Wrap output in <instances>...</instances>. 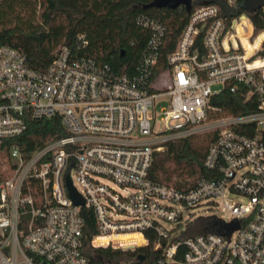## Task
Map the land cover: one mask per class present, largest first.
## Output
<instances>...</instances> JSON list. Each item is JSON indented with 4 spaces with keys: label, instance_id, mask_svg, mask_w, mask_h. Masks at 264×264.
<instances>
[{
    "label": "built area",
    "instance_id": "obj_1",
    "mask_svg": "<svg viewBox=\"0 0 264 264\" xmlns=\"http://www.w3.org/2000/svg\"><path fill=\"white\" fill-rule=\"evenodd\" d=\"M225 1L237 16L215 3L191 10L164 69L166 26L145 16L138 22L150 35L132 72L66 46L40 71L0 43V263L17 264L19 253L24 264H88L82 213L92 212L95 248L135 251L152 234L156 264H264V37L248 53L236 25L250 22L248 42L264 31L254 35L244 0ZM227 83L253 110L209 119V101ZM54 116L60 135L29 151L14 141L28 121ZM202 131L217 132L207 177L188 189L150 178L164 139ZM67 181L82 205L72 203ZM195 225L204 231L186 235Z\"/></svg>",
    "mask_w": 264,
    "mask_h": 264
},
{
    "label": "trees",
    "instance_id": "obj_2",
    "mask_svg": "<svg viewBox=\"0 0 264 264\" xmlns=\"http://www.w3.org/2000/svg\"><path fill=\"white\" fill-rule=\"evenodd\" d=\"M153 0H0V43L16 48L25 55L26 64L44 70L55 58L59 47L66 46L73 53L93 58L100 64H109L116 70L132 72L144 50L150 32L138 22L139 17H149L166 26L165 43L161 48L159 68L168 66L167 56L174 49L179 34L187 24L190 13L183 6L175 9L150 6ZM214 0H193L192 9ZM254 35L264 31V7L246 11ZM191 12V11H190ZM251 25L243 18L236 26ZM78 35L86 40L77 43ZM262 33L257 39H262ZM242 40H245L244 38ZM201 45V39L196 42ZM258 43L244 46L252 52ZM264 47V44H263ZM208 118L239 115L253 110L250 99L240 90L231 91L227 83L218 94L211 97ZM57 117L30 120L23 134L14 139L26 151L46 139L61 134ZM216 131L199 132L165 142L162 151L154 153L150 178L177 188L188 189L209 175L203 161L209 145L216 139ZM83 238L81 252L88 264H156L159 251L153 249L154 235L146 234L150 242L135 251H122L110 247H92L90 237L96 234L92 212H83ZM23 221L27 217L23 216ZM201 224V223H200ZM204 231L203 225L188 227L186 235ZM181 236V235H180ZM135 237V236H134ZM137 242L142 238L136 236ZM125 242L126 237L121 238Z\"/></svg>",
    "mask_w": 264,
    "mask_h": 264
},
{
    "label": "water",
    "instance_id": "obj_3",
    "mask_svg": "<svg viewBox=\"0 0 264 264\" xmlns=\"http://www.w3.org/2000/svg\"><path fill=\"white\" fill-rule=\"evenodd\" d=\"M214 3L221 7V9L225 12L228 18L232 16H237L239 10L236 7L229 6L225 0H214ZM193 0H153L150 6L157 8H169L175 9L179 6H183L187 12L190 13L192 9ZM264 6V0H244L241 4V8L246 11L257 10ZM66 188L68 192V196L71 199L72 203L75 205H82L83 201L78 196V194L74 191V189L70 186L69 181L66 182ZM238 228L237 222H233L228 225V232L230 234Z\"/></svg>",
    "mask_w": 264,
    "mask_h": 264
},
{
    "label": "rangeland",
    "instance_id": "obj_4",
    "mask_svg": "<svg viewBox=\"0 0 264 264\" xmlns=\"http://www.w3.org/2000/svg\"><path fill=\"white\" fill-rule=\"evenodd\" d=\"M260 40H261V39H255V40H254V43H258ZM249 43L252 45V44H253L252 40H249ZM220 87H221L220 85H214L212 88H213V89H219ZM165 104H166V102L161 101V103L158 104V110H160L161 106H164ZM159 128H160V125L157 126V130H159ZM202 132H206V131H202ZM169 134H170V132H168V133H159V137H163V138H165V137H167ZM172 139H174V138H172ZM169 140H171V138L164 139V140L161 142V144L163 145L165 142H167V141H169ZM163 149H164V147L162 146L161 149H160L159 151H162ZM189 235H190V234H189ZM191 235H193V234H191ZM2 254H3L4 256H6V257H10V254L7 253V252H5V251H4V253L2 252ZM15 262H16L17 264H24V262H23V258L21 257V255H20L19 253H17L16 256H15ZM0 264H5V263H0ZM104 264H106V262H105Z\"/></svg>",
    "mask_w": 264,
    "mask_h": 264
},
{
    "label": "bare ground",
    "instance_id": "obj_5",
    "mask_svg": "<svg viewBox=\"0 0 264 264\" xmlns=\"http://www.w3.org/2000/svg\"><path fill=\"white\" fill-rule=\"evenodd\" d=\"M243 19V18H242ZM245 19V18H244ZM249 24H250V22L247 20V19H245ZM242 23V22H241ZM240 23V24H241ZM240 24H238V25H240ZM251 25V24H250ZM237 26V25H236ZM248 32L247 33H245L244 32V30H242V32L241 33H239L237 30H236V33H237V35L241 38V39H245V40H242V42H243V45H244V41H246L248 44H250L246 39H247V35L250 33V31H251V28H248ZM254 44V43H253ZM245 47V46H244ZM247 50V49H246ZM247 52H248V50H247ZM248 53H251V52H248Z\"/></svg>",
    "mask_w": 264,
    "mask_h": 264
}]
</instances>
